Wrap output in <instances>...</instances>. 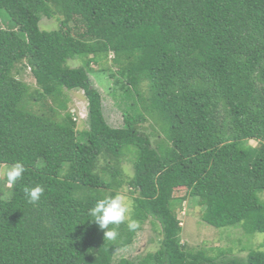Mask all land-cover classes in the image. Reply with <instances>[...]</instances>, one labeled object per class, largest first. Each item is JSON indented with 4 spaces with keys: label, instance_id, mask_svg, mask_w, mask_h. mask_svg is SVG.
Returning <instances> with one entry per match:
<instances>
[{
    "label": "trees",
    "instance_id": "trees-1",
    "mask_svg": "<svg viewBox=\"0 0 264 264\" xmlns=\"http://www.w3.org/2000/svg\"><path fill=\"white\" fill-rule=\"evenodd\" d=\"M1 14L13 28L0 22V164L20 161L25 173L0 199V264H264L261 250H185L171 205L186 184L205 223L264 233V0H0ZM54 16L57 28L39 27ZM109 53L111 84L135 97L120 127L107 124L89 76L91 57ZM19 63L35 90L15 76ZM78 89L88 103L81 133L66 95ZM146 117L163 135L156 147L138 128ZM36 184L44 193L32 203L24 188ZM124 185L135 194L129 219L151 218L161 233L136 260L118 252L140 228L110 225L117 236L104 238L89 215Z\"/></svg>",
    "mask_w": 264,
    "mask_h": 264
},
{
    "label": "rangeland",
    "instance_id": "rangeland-1",
    "mask_svg": "<svg viewBox=\"0 0 264 264\" xmlns=\"http://www.w3.org/2000/svg\"><path fill=\"white\" fill-rule=\"evenodd\" d=\"M0 18L1 25L4 28H13L12 22L4 14H1ZM58 25L59 20L55 16L52 18L42 17L39 21V27L43 30H52L57 28ZM69 26L73 29L72 22ZM75 31L77 30L73 32ZM91 58L95 61V57ZM94 61L90 64L89 76L92 86L97 88L101 93L104 118L109 126L120 127L123 124L124 112L134 108L133 99L135 97L131 95L129 97L124 96L121 87H114L111 84L112 78L109 77V73L115 72L117 69L113 64L112 53H109L107 58L102 57L101 59H96V62ZM68 64L70 67L80 66L82 65V59L69 60ZM14 74L29 86L30 91L37 88L29 68L24 63L16 65ZM142 89L144 94H146L145 84L142 85ZM66 95L68 97V111L73 114L76 121V129L81 133L88 128L86 119L87 100L83 91L80 89L66 91ZM46 103L51 104L49 101ZM28 107L38 114L42 112L48 113L42 101H30ZM146 118L144 122L138 124V128L149 135L152 144L156 147L158 141L163 138V135L157 123L149 117ZM249 144L251 147H256V141L254 140H249ZM9 165L5 163L0 164V173ZM122 168L124 175L130 176L133 172L132 160L126 158L122 163ZM10 186L2 174H0V199H8L10 197ZM129 190V187L124 185L118 190V193L125 195L131 201V212L133 196L135 194H131ZM261 199L264 201V194L261 195ZM171 203L174 208V213L180 221L179 224L182 228L180 242L185 250L195 252L203 249L213 257L223 254L227 257L240 258L245 257L252 250L264 251V233H247L240 224L214 227L205 223L201 217L203 207L198 198L189 196L186 184L176 185L173 188V201ZM160 238L161 233L158 223L149 218L141 224L140 230L137 232L132 245L127 250L119 251L118 253L136 260L148 252H154L159 247Z\"/></svg>",
    "mask_w": 264,
    "mask_h": 264
},
{
    "label": "clouds",
    "instance_id": "clouds-1",
    "mask_svg": "<svg viewBox=\"0 0 264 264\" xmlns=\"http://www.w3.org/2000/svg\"><path fill=\"white\" fill-rule=\"evenodd\" d=\"M25 167L20 161H16L2 170V176L10 185H14L23 177ZM25 195L29 202L38 201L44 193V188L36 184L34 186L24 188ZM131 201L120 193L112 196L100 198L95 205L89 209V215L92 217L91 221L95 222L103 231L104 238L115 239L117 232L111 226H118L127 221L130 230H138L140 223L137 220H130Z\"/></svg>",
    "mask_w": 264,
    "mask_h": 264
}]
</instances>
